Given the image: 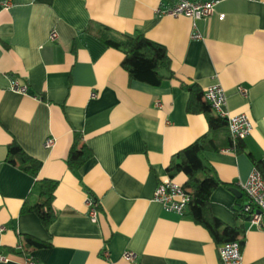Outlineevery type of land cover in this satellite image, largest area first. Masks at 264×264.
<instances>
[{
	"label": "crops",
	"instance_id": "1",
	"mask_svg": "<svg viewBox=\"0 0 264 264\" xmlns=\"http://www.w3.org/2000/svg\"><path fill=\"white\" fill-rule=\"evenodd\" d=\"M169 3L0 2V264H22L27 256L36 264H220L206 228L152 199L171 157L207 131L204 115L187 111L183 84L190 83L203 90L219 84L226 94L221 112L245 113L252 124L245 152L210 149L202 158L220 181L210 196L212 214L237 229L243 264H264V229L238 215L240 185L254 168L247 153L264 168V0H221L196 22L201 38L191 37L190 18L161 12ZM100 27L141 32L163 45L175 77L159 86L130 80L123 51L96 37ZM14 80L26 90L13 89ZM74 133L91 150L80 177L66 164ZM13 140L41 162L37 178L57 181L48 228L20 212L34 178L6 161ZM173 179L183 184L186 177ZM88 194L98 204L96 221L88 217ZM23 235L46 245L25 254ZM127 251L134 261L124 259Z\"/></svg>",
	"mask_w": 264,
	"mask_h": 264
},
{
	"label": "trees",
	"instance_id": "2",
	"mask_svg": "<svg viewBox=\"0 0 264 264\" xmlns=\"http://www.w3.org/2000/svg\"><path fill=\"white\" fill-rule=\"evenodd\" d=\"M6 0H0L4 2ZM96 37L104 44L123 51L121 61L130 80H136L152 86H159L164 80L175 77L170 67V58L166 48L150 39L143 33L134 35L115 33L106 27H100L96 31ZM183 88L189 93L187 103L188 112L202 113L207 122V131L196 140L186 145L175 153L166 167L167 175L174 178L183 173L186 177L183 187L189 189V204L184 214L196 224L203 226L219 245L226 241L236 239L237 229L224 226L216 218L210 209V196L213 190L220 184L211 167L202 158L203 151L222 150L231 148L236 153L245 152L242 139L233 140L228 132L227 120L216 114L210 105L203 101V89L197 84H183ZM226 133L225 137L217 135ZM219 139L221 142L219 143ZM247 153V152H246ZM251 160L264 177L262 164L247 153ZM91 157V150L86 142L82 140L79 133H74L71 147L68 151L66 164L68 168L80 177L79 168ZM6 161L20 166L33 178L32 187L24 200L20 212L34 213L46 228L55 219L56 213L52 202L57 181L48 178H37L41 162L27 154L16 142L11 141L7 146ZM35 197L32 202L30 199ZM245 202V201H244ZM242 203L241 207L243 206ZM96 205L98 206L97 202ZM239 217L247 220V215L238 211ZM24 243H20L23 253L31 249L43 247L46 244L31 236L23 235ZM15 251V249L10 248Z\"/></svg>",
	"mask_w": 264,
	"mask_h": 264
},
{
	"label": "built area",
	"instance_id": "3",
	"mask_svg": "<svg viewBox=\"0 0 264 264\" xmlns=\"http://www.w3.org/2000/svg\"><path fill=\"white\" fill-rule=\"evenodd\" d=\"M221 0H169V5L161 12L173 17L185 16L192 20L193 31L192 38H201V34L196 28V22L205 19L215 13L216 6ZM224 13L218 15L219 19H223ZM58 34L55 29H51L49 37L52 40L57 38ZM11 87L19 92L26 90L25 85H19L17 81H12ZM238 92L245 95L247 89L239 86ZM203 101L207 102L212 110L227 120L228 132L233 140L244 139L250 134L252 124L245 113H239L231 116H225L221 109L226 101V94L219 84H213L203 90ZM159 105V102H157ZM54 139L48 138L45 141L46 147H51ZM222 150H232L224 148ZM245 195V202L241 207L242 213L247 215L246 222L250 227L264 229V177L261 172L254 167L247 179L240 185ZM189 189L183 187L182 184L176 182L173 178L167 176L160 180L154 189L152 199L159 202L166 211L184 214L189 204ZM88 206V217L92 221L97 219L96 200L90 194L86 199ZM218 258L220 264H243L242 240L234 239L226 241L218 245ZM127 261H134L135 256L132 252L127 251L123 255ZM5 257L0 254V260ZM22 264H36L35 260L27 256Z\"/></svg>",
	"mask_w": 264,
	"mask_h": 264
},
{
	"label": "water",
	"instance_id": "4",
	"mask_svg": "<svg viewBox=\"0 0 264 264\" xmlns=\"http://www.w3.org/2000/svg\"><path fill=\"white\" fill-rule=\"evenodd\" d=\"M231 190L237 196H239L241 194V191H239L237 188H232Z\"/></svg>",
	"mask_w": 264,
	"mask_h": 264
}]
</instances>
